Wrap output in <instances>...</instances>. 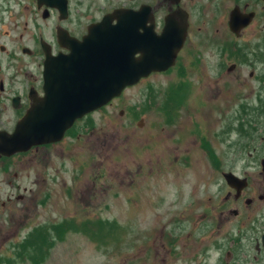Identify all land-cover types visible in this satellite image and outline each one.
I'll use <instances>...</instances> for the list:
<instances>
[{
  "label": "rangeland",
  "instance_id": "1",
  "mask_svg": "<svg viewBox=\"0 0 264 264\" xmlns=\"http://www.w3.org/2000/svg\"><path fill=\"white\" fill-rule=\"evenodd\" d=\"M196 1L207 14L198 44L189 42V48L194 44L199 50L197 74L184 78L174 70L167 76L151 75L125 89L100 112L85 116L69 133L67 143L27 153L23 163L13 161L10 173L1 176L0 264L256 260V249L250 254L248 244L257 221L264 218V201L258 199L264 194L259 163L264 158V10L250 2L258 17L237 40L245 54L228 72L221 49V43H230L227 18L221 35L213 27L215 37L206 38L210 33L202 31L215 11L210 1ZM226 3L220 8L229 13L232 3ZM12 6L14 19L7 14L3 25L8 39L2 45L20 32L21 18ZM30 27L23 26V40ZM189 50L182 52L180 62L197 60ZM21 58L26 61L28 55ZM1 65L0 57V79L8 82ZM168 101L173 102L171 107ZM12 115L8 100H1L3 128H11ZM206 145L210 155L204 152ZM42 151L49 152L45 161ZM223 172L250 180L252 204L234 202ZM86 219L87 225L100 229L99 234L82 231ZM64 222L68 227L62 238L51 233L60 231ZM261 259L251 263L260 264Z\"/></svg>",
  "mask_w": 264,
  "mask_h": 264
},
{
  "label": "water",
  "instance_id": "2",
  "mask_svg": "<svg viewBox=\"0 0 264 264\" xmlns=\"http://www.w3.org/2000/svg\"><path fill=\"white\" fill-rule=\"evenodd\" d=\"M55 7V6H52ZM231 15V31L247 25L253 14ZM144 10L116 11L88 27L87 34L77 40L68 33L58 35L59 45L68 53L53 56L46 52L43 65V96H32V104L17 122L12 133L0 131V156L26 152L33 146L59 142L73 123L106 105L122 91L151 72H160L172 65L185 38L178 31L179 19L170 18L161 36L144 39L137 27ZM116 19V25L111 24ZM177 28L173 41L170 29ZM172 39V36L170 37ZM139 53V57L135 54ZM264 165V160L262 161ZM228 185L237 193L246 185L231 173L224 174Z\"/></svg>",
  "mask_w": 264,
  "mask_h": 264
},
{
  "label": "flooded vegetation",
  "instance_id": "3",
  "mask_svg": "<svg viewBox=\"0 0 264 264\" xmlns=\"http://www.w3.org/2000/svg\"><path fill=\"white\" fill-rule=\"evenodd\" d=\"M206 1H210L215 11V14L211 12V16L209 15L207 20L208 26L202 31L205 32L207 30L206 32L210 33L206 35V38L215 37L216 30L213 27L218 28L221 35L223 31L222 26L226 18L228 28L230 11L235 7H238L239 10L244 13L255 12V18L257 17V12L251 10V1H253L254 4H260V8L264 10V0H226L232 3L229 13H226L225 8H220L226 3L225 0ZM196 2V0H4L0 3V57L2 59L1 67L8 73L9 81L7 82L0 79V93L3 94V97L0 95V101L8 100L13 115L9 121L12 125L11 128L5 129L0 125V130L4 129L6 132L11 133L17 121L24 116L27 109L32 104L31 97H38L41 95V82L37 79L36 72L40 70L45 58V52L54 55L59 52H67L65 48L60 47L58 35L60 33H68L71 37L81 40L87 34L89 26L101 22L104 17L113 14L117 10L134 12L144 10V20L140 18L139 26L137 27V35L144 37V39L154 38V36L161 35L164 30L166 31L167 22H169L171 17L176 18V20L179 19L180 24L178 26V31L181 33L184 23L183 14H185L186 32L183 46H181V49L177 53L175 65L164 73L166 74L177 69L199 70L200 61L198 59V47L195 48L194 44H191L189 48V42L191 41L192 43L195 40L196 44H198L200 36L203 34L201 33V21L204 19L203 17H207V14L205 13L206 8H202L201 5L196 4ZM10 4H14L17 15L21 18L20 38L17 36L19 34L15 31L13 37L16 38H11L9 39V43L6 41V44L2 45V40L8 39L3 25L6 16L10 14V19L14 17L12 14V11H14L13 6L10 7ZM219 10L224 11V14H221ZM24 18L26 22H24ZM203 21H205V19ZM116 23L117 20L113 18L111 24L116 25ZM27 24H30L31 27L24 31L27 35V39L23 40V26ZM170 31V37L172 36V39L168 35L167 40L173 41L177 28H172ZM226 35L228 39L232 38V35ZM21 39L24 42L26 41V44L30 47L28 51L24 46L26 44H23ZM220 40L225 39L220 38ZM186 49H190L188 52L191 54L192 58H197L195 61L196 63L184 65L182 61H179L182 52ZM24 53L28 55V60L26 61H23L21 58V55ZM137 56H139V54H136V57ZM29 63L31 64L30 66H28ZM34 64L36 65L34 69L35 73L32 72ZM37 68L39 69L38 71ZM22 72L23 74H21ZM141 81H143V79L140 80L139 83ZM8 95H11L9 99ZM3 104L6 105L5 103ZM48 146L49 145L34 147L28 152L15 154L11 157H0V178L10 173L13 161H19V164H21L25 161L24 157L27 153L35 152V154H37L40 152V148ZM48 153L47 151H42L40 153L42 154L41 158L43 161L46 160V155ZM35 154L33 153V158H36ZM13 175L14 178H16L17 174L14 173ZM10 181H8V183H10ZM24 191H26V189H24ZM244 193L246 192L242 191L241 197H235L234 191V202L239 203L246 200L247 205L252 204L253 199L251 197H253V194H251V197H245ZM6 197V200L10 201L9 196ZM227 198L229 199V197H226V199ZM17 199L23 200L21 195H18ZM258 199L264 201V194L259 195ZM3 206L4 203H2V207ZM234 211L237 210H233L232 213ZM221 217H223V213L219 216V221L222 220ZM260 218L261 219L257 221L258 229L253 230V235H251V244H248V242L247 244L251 250L250 254L253 252V249H256L258 257L264 260V227L259 226L262 225L260 223H263L264 218ZM243 229L245 228L241 227L239 230L242 231ZM256 257L254 258L257 261L258 257ZM226 259L229 260L230 256H226ZM262 259L260 261H262ZM247 262L248 259L244 264H247Z\"/></svg>",
  "mask_w": 264,
  "mask_h": 264
},
{
  "label": "trees",
  "instance_id": "4",
  "mask_svg": "<svg viewBox=\"0 0 264 264\" xmlns=\"http://www.w3.org/2000/svg\"><path fill=\"white\" fill-rule=\"evenodd\" d=\"M99 221V220H98ZM89 222V220L88 219H86V220H84L83 221V223L81 224V229H82V231L84 232V233H89V234H92V235H96V234H99L100 232H99V230L100 229H96V228H94V227H92V226H89V225H87L86 223H88ZM99 226H101L100 225V223H99ZM68 227V224H67V222H64V223H62V224H60L59 226H58V228L60 229V231H55V230H53V231H51V233L52 234H54L55 236H57V234H59L60 233V238H62V236H63V234H64V230L66 229ZM74 227V226H73ZM74 228H76L77 230L76 231H79V230H81V229H79V228H77V227H74ZM45 236V235H44ZM46 238H45V242L47 243V241H49L50 242V237L49 236H45ZM52 240H53V238H52ZM26 259V258H25Z\"/></svg>",
  "mask_w": 264,
  "mask_h": 264
}]
</instances>
